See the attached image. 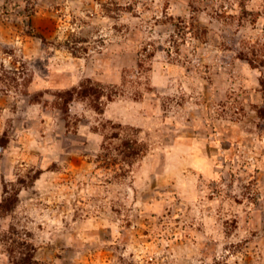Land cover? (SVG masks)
I'll use <instances>...</instances> for the list:
<instances>
[{
  "label": "rangeland",
  "instance_id": "1",
  "mask_svg": "<svg viewBox=\"0 0 264 264\" xmlns=\"http://www.w3.org/2000/svg\"><path fill=\"white\" fill-rule=\"evenodd\" d=\"M0 136V264H264V0H0Z\"/></svg>",
  "mask_w": 264,
  "mask_h": 264
},
{
  "label": "trees",
  "instance_id": "2",
  "mask_svg": "<svg viewBox=\"0 0 264 264\" xmlns=\"http://www.w3.org/2000/svg\"><path fill=\"white\" fill-rule=\"evenodd\" d=\"M65 94H67L66 97L63 98L61 101V107H65L66 103L72 99L73 95H79L83 98L89 99L90 102H92V105L95 109H98V105L100 103V98L104 94L103 89L100 86H96L92 83L90 79H86L82 81L78 88L73 89L72 91H66ZM107 98H110V95H106ZM101 109V108H100ZM116 136V135H115ZM8 142L7 138L4 136H0V145H6ZM133 143L126 146V150H124L123 154L125 157H134L136 155H139V147L136 145V141H132ZM16 200V191L11 192L3 196L1 202H0V211H7L11 209L12 203ZM11 254H13V250L9 251ZM12 262L15 264L20 263V261H15L14 258H12Z\"/></svg>",
  "mask_w": 264,
  "mask_h": 264
}]
</instances>
